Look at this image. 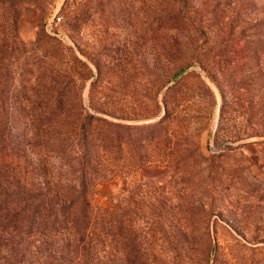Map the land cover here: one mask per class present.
<instances>
[{
  "label": "rangeland",
  "instance_id": "obj_1",
  "mask_svg": "<svg viewBox=\"0 0 264 264\" xmlns=\"http://www.w3.org/2000/svg\"><path fill=\"white\" fill-rule=\"evenodd\" d=\"M50 112L110 124L108 264H264V0L0 1V136L34 170Z\"/></svg>",
  "mask_w": 264,
  "mask_h": 264
},
{
  "label": "trees",
  "instance_id": "obj_2",
  "mask_svg": "<svg viewBox=\"0 0 264 264\" xmlns=\"http://www.w3.org/2000/svg\"><path fill=\"white\" fill-rule=\"evenodd\" d=\"M60 117L50 112L42 118L46 123L39 128L45 127L47 136L39 142L35 170L25 149L16 150L4 134L0 136V236L7 242L3 264H21L31 249L23 246L29 240L46 242L37 249L44 252L42 264H99V259L108 264L110 211L91 201L94 188L111 178L110 124L79 115L69 131L71 140L62 134V126L57 128ZM95 128L100 138L92 135ZM69 144L77 145L76 155L67 150ZM53 156L63 161L56 175L47 162Z\"/></svg>",
  "mask_w": 264,
  "mask_h": 264
},
{
  "label": "built area",
  "instance_id": "obj_3",
  "mask_svg": "<svg viewBox=\"0 0 264 264\" xmlns=\"http://www.w3.org/2000/svg\"><path fill=\"white\" fill-rule=\"evenodd\" d=\"M59 21H60V17L54 15L53 18L48 22V26L51 29V25L50 24H52V23L57 24Z\"/></svg>",
  "mask_w": 264,
  "mask_h": 264
}]
</instances>
